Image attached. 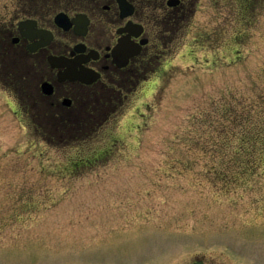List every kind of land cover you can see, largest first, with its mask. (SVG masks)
<instances>
[{
    "label": "rangeland",
    "instance_id": "1",
    "mask_svg": "<svg viewBox=\"0 0 264 264\" xmlns=\"http://www.w3.org/2000/svg\"><path fill=\"white\" fill-rule=\"evenodd\" d=\"M182 1L63 132L0 75V264H264V0Z\"/></svg>",
    "mask_w": 264,
    "mask_h": 264
},
{
    "label": "flooded vegetation",
    "instance_id": "2",
    "mask_svg": "<svg viewBox=\"0 0 264 264\" xmlns=\"http://www.w3.org/2000/svg\"><path fill=\"white\" fill-rule=\"evenodd\" d=\"M168 1L162 7L173 25L187 8ZM145 8V0H0V75L20 74L26 86L17 93L44 127H74L84 105L134 82L158 57L147 55Z\"/></svg>",
    "mask_w": 264,
    "mask_h": 264
},
{
    "label": "water",
    "instance_id": "3",
    "mask_svg": "<svg viewBox=\"0 0 264 264\" xmlns=\"http://www.w3.org/2000/svg\"><path fill=\"white\" fill-rule=\"evenodd\" d=\"M122 1L124 2V0H122ZM122 1L119 0V3L121 4ZM175 2H177V0H170V1H168L167 4H168V6H173ZM72 79H73V80H74V79L78 80L77 77H75V76H73ZM81 80H82V81H85V80H83V79H81ZM92 80H95V78H91V81H92ZM193 264H203V262H202V261H196V262L193 263Z\"/></svg>",
    "mask_w": 264,
    "mask_h": 264
},
{
    "label": "trees",
    "instance_id": "4",
    "mask_svg": "<svg viewBox=\"0 0 264 264\" xmlns=\"http://www.w3.org/2000/svg\"><path fill=\"white\" fill-rule=\"evenodd\" d=\"M255 144H256V143H255L254 141H251V146H252L251 148H252L253 150H254V145H255ZM263 149H264V147H263ZM253 152H254V151H250L249 154H251V156H252V155H253ZM246 161H250L249 158H246Z\"/></svg>",
    "mask_w": 264,
    "mask_h": 264
}]
</instances>
